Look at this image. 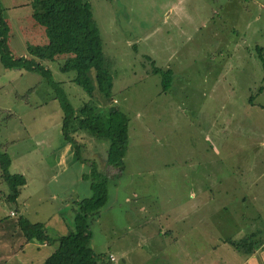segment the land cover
Wrapping results in <instances>:
<instances>
[{
  "label": "rangeland",
  "instance_id": "1",
  "mask_svg": "<svg viewBox=\"0 0 264 264\" xmlns=\"http://www.w3.org/2000/svg\"><path fill=\"white\" fill-rule=\"evenodd\" d=\"M39 1L0 0L6 47L49 69L76 115L98 101L75 81L76 70L64 67L71 54L50 48L36 17ZM90 5L112 77V99L99 109L112 106L128 119L123 170L109 175L108 201L90 220L94 252L105 264H247L253 257L264 264V1L188 0L184 9L178 0ZM155 68L170 71L166 90ZM56 92L40 73L0 63V144L12 157L10 172L27 179L21 201L36 191L42 216L72 213L56 200V188L73 201L88 196L92 167L85 159L110 142L89 130L73 134L78 154L59 137ZM63 144L71 178L56 184L48 175ZM81 161L83 179L74 177ZM6 194L0 179L1 219L16 209ZM5 220L0 241H23L16 218ZM251 233L258 249L248 256L238 246Z\"/></svg>",
  "mask_w": 264,
  "mask_h": 264
},
{
  "label": "trees",
  "instance_id": "2",
  "mask_svg": "<svg viewBox=\"0 0 264 264\" xmlns=\"http://www.w3.org/2000/svg\"><path fill=\"white\" fill-rule=\"evenodd\" d=\"M38 11L36 17L39 23L46 27L50 48L58 53L71 54L65 59L64 67L76 70L75 81L88 89L91 96L96 97L98 105L86 103L80 107L76 115H73L72 105L63 90L51 78L49 69H45L39 62L11 55L5 43L7 28L1 15V6L0 63L6 69L23 67L43 75L48 84L57 91L56 95L63 112L61 132L64 140L72 143V147L79 154L78 145L74 143L73 137L78 131L89 130L108 137L110 142L106 152V163L116 167L121 173L128 146V119L123 112L112 106L106 111L99 109L100 105L108 106L112 99V77L103 54L102 41L93 18L90 0H40ZM153 71L162 73L163 87L165 90L169 88L170 71H161L158 68ZM10 163L9 155L2 151L0 144V178L8 186L7 201L15 203L20 187L25 185L26 180L21 174L10 173ZM91 176V195L73 203L72 228L67 236L59 239L58 248L45 259L44 264H105L91 246L90 220L98 216L108 201L110 178L94 168ZM17 225L27 241L41 243L49 241L43 224L31 223L20 216ZM258 233L262 232L258 229ZM249 235L250 237L244 238L238 246L248 256L258 249L255 246L256 233ZM224 242L235 247L237 245V242L231 239ZM258 242H261L259 238Z\"/></svg>",
  "mask_w": 264,
  "mask_h": 264
},
{
  "label": "crops",
  "instance_id": "3",
  "mask_svg": "<svg viewBox=\"0 0 264 264\" xmlns=\"http://www.w3.org/2000/svg\"><path fill=\"white\" fill-rule=\"evenodd\" d=\"M187 1L188 0H178V2H180V4H181V9H184V5L186 4ZM168 4H170V2ZM214 39L216 40V38H214ZM244 42H245V40H244ZM255 48H256V50L260 49L258 45H256ZM260 50H261V52H263L262 49H260ZM12 56L15 57V55H13V54H12ZM15 58H18V57H15ZM259 92H261V90ZM62 120H63V118H62ZM61 121L59 123V131L57 132L59 137L63 136L62 132H61V126H62ZM80 131H83V132H80ZM80 131H78L77 133L78 134L84 133L83 134L84 137H86V135L88 134L84 130H80ZM89 135L90 136L88 137V140L90 142H94V145H96V150H98L99 148H98V145L96 144L97 140L91 134H89ZM66 145L63 144V147L61 148V150H59L60 152L58 153V157H57L58 160L56 161V164H55L53 170L48 175L49 180L53 181V183H56V184L59 182V180H60V182H66L68 180V178L69 179L71 178V173L69 170L71 162L70 163L68 162V159H66L65 154L63 152L64 149L66 150L67 147H69ZM2 151H4V150H2ZM4 152H6V151H4ZM51 152L55 153V151H51ZM106 152H107L106 149L100 148L98 151H95L94 153L88 154V156L85 160H87V162L89 163V168L92 167V169H93V166L97 165L98 170H100V172H102V173H105L108 177H109V175H113V174L115 176H117L118 174H120V172H118L117 168L106 163ZM9 157L11 160V163H10V167H11L12 157L10 155H9ZM78 161H80V159ZM82 161L79 163V165L77 164V166H76L77 170L74 171V177L81 178V179H83L81 177V175H82L83 171L85 170V165L82 163ZM10 167H9V171H10ZM10 173H13V172H10ZM13 174L23 175L22 173H13ZM25 180H26L25 185L20 187L18 197H17L15 203H13L16 205L15 211L10 210L9 214L5 218H3V219L0 218V225L6 223V220H5L6 218H11V217L16 218V225H17L18 218L20 216H23L31 223L43 224V228L46 230V233L49 237V241H46L43 243L38 242V241H34V240L27 241L25 239L23 233L21 232L19 226L17 225L18 229L20 230V232L22 233V235L24 237V238L22 237L23 241H21V240L17 241L16 240V242H15L14 241V235L12 236V241H10L6 237H3L4 240L0 241V264H44L45 259L48 256H50L58 248L59 239L61 237L67 236L70 232V229L72 228V222H73V216H74L73 202L80 200L82 198H85V197H89L92 193L91 182L87 181V180H86L85 194H88V196L76 197L74 201L71 197H65V196H67V194H65V196H61L60 190H58L56 188L53 190V193H54V196L56 197V200L60 199L61 203L64 204V206H66V207L70 205V210L72 211V213L70 212L69 215H63L61 213V209H56V210L52 211L50 214L42 216V213H43L42 207L39 203H41V201H43V200H41V198H36L37 197L36 191L30 192L27 199L25 201H21L22 189L24 188V186L27 185V179L25 178ZM6 197H7V194H6L5 198ZM31 199L32 200L35 199V201H36L35 203L36 204L38 203V206L35 209H34V207H32L31 209L28 208L29 201ZM30 210H32L31 211V217H28V214H30ZM12 213H14V214H12ZM166 232H169V231H166ZM15 233L16 232H13V234H15ZM0 237H2V236H0ZM252 256H253V254H252ZM254 258L255 257L248 258L247 264H255L254 261H257V259L253 260Z\"/></svg>",
  "mask_w": 264,
  "mask_h": 264
},
{
  "label": "built area",
  "instance_id": "4",
  "mask_svg": "<svg viewBox=\"0 0 264 264\" xmlns=\"http://www.w3.org/2000/svg\"><path fill=\"white\" fill-rule=\"evenodd\" d=\"M12 214H14V213H12ZM109 259L112 261L113 260V256L109 255Z\"/></svg>",
  "mask_w": 264,
  "mask_h": 264
}]
</instances>
